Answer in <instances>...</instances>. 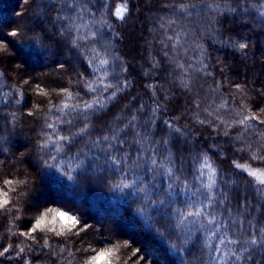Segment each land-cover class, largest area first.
Segmentation results:
<instances>
[{
	"label": "snow or ice",
	"instance_id": "6c2138e0",
	"mask_svg": "<svg viewBox=\"0 0 264 264\" xmlns=\"http://www.w3.org/2000/svg\"><path fill=\"white\" fill-rule=\"evenodd\" d=\"M33 2L37 4L34 26L28 33L22 32L20 25L9 31L10 37H19L15 41L0 36V56L8 52V45H12L17 52L27 49L29 57L35 54L38 59L49 47L48 42L58 34L70 41L73 47L88 53L89 64L94 65L95 72L99 74L92 79L81 74L79 82L83 83L88 93L99 94L81 102L67 89H62L59 95L67 98L65 102L52 104L45 112L46 130L38 133L35 148L39 155L38 176L42 181L36 189L38 195L35 204L27 209L23 205V198L33 190L34 183L26 171L20 172L19 178L3 179V186L0 187V215L8 218L9 234L24 237L25 240L20 243L31 240L33 244H40L72 264L77 256L70 245L83 244L81 233H87L92 227L83 218V210L88 209L84 197L90 188L105 185L111 194V204L121 210V216L107 214L104 217L105 220L111 217L107 230L113 234L123 233L121 229L125 222L129 228L140 226L167 245V250L173 255L183 256L193 232L199 231L204 236L202 251L207 257L205 264L252 262L254 252L264 251V170L240 161L264 164V127H261L264 125V107L257 106L255 112L251 111L245 101L247 85L235 84V91L225 96L220 91L223 82L213 78L210 90L202 97L199 91L202 84L197 81L204 79L206 83V78L213 77V73L208 70V55L200 37L194 35L192 28L180 25L172 27L177 24L176 19L170 18L167 27L164 23L160 24V28L165 30L166 41L170 42L160 40L164 45L162 54L169 64L174 65L179 87L191 97L193 124L211 129V133L217 137L226 138V143L232 142L231 148L235 153H247L239 159L233 157L231 165L236 171L225 177L223 170L215 166L212 156L200 151L191 157L193 167L189 175L184 168L183 158L173 150V140L170 137L153 139L155 121L161 109L159 103L152 107L151 117L143 128L137 124V117L132 116L123 127L121 119L117 118L107 131L94 134L96 125L91 116L96 110H102L107 100H114L120 91L131 87L126 77L121 79L116 76V65L122 72H126L127 68L115 51L114 44L120 38V33L111 20V17L121 23L127 20L130 14L129 0H121L114 8L109 0H104L98 14L90 6L91 0ZM161 6L175 9L179 18L189 23H192L190 18L194 15L200 17L202 12H206V22L196 24L195 31L211 34H216L215 25L219 23L218 17L221 15L255 9L264 18V0H161ZM50 9L56 13L54 16L48 15ZM49 24L56 31H52ZM169 28L172 35L167 34ZM104 29H109L110 34H106ZM229 46L241 51L248 48L244 41ZM181 52L185 56L190 52L196 55L194 58L187 56L182 61ZM110 63L113 67H109ZM160 64L161 61H154L152 68L156 69ZM147 87L153 90L155 96L156 86L149 84ZM104 93L108 95L104 96ZM261 95H264V91ZM237 96L240 98L239 104L236 103ZM76 97H79V93H76ZM20 102L17 100V103ZM143 107L140 106L141 109ZM34 114L28 112L30 116ZM53 114L55 119L49 120ZM178 119L174 116L165 120L164 125L171 134L186 138L189 133L173 123ZM129 129L133 134L130 143L125 138ZM81 141L84 143L77 147ZM126 144L129 146L125 147ZM133 147L135 151H132ZM210 147L217 149L216 155H224L218 144ZM25 155L20 153L17 163H25ZM4 164L5 161L0 160V173ZM28 164L33 166L31 160ZM242 175L248 178L243 189L241 184L244 182L239 180ZM52 177H55L54 181L50 180L52 194L38 199L46 191V178ZM52 203L60 207H47ZM25 211L32 212L26 230L14 231L19 227L14 220H19L20 214ZM73 237L78 239L73 240ZM50 240L54 243H50ZM103 242L109 244L111 240L104 237ZM124 245L131 247L127 240ZM17 247L18 251L11 243L7 246L0 243V257L9 261L20 257L25 249L19 244ZM119 247V244L106 247L85 264H101V261L112 264L107 258L115 257ZM90 248L89 244L76 251L84 255L89 253ZM158 251L136 247L131 250L128 259L132 264H162Z\"/></svg>",
	"mask_w": 264,
	"mask_h": 264
},
{
	"label": "trees",
	"instance_id": "16d2710c",
	"mask_svg": "<svg viewBox=\"0 0 264 264\" xmlns=\"http://www.w3.org/2000/svg\"><path fill=\"white\" fill-rule=\"evenodd\" d=\"M37 2L42 4L46 0H37ZM119 2L121 0H109L112 8ZM103 3L104 0H91L90 6L98 14ZM129 8L130 14L125 22L121 23L114 17H111V20L116 31L120 33V38L115 41L114 48L121 57L122 64L127 68L126 72H122L119 65H116V76L121 79L126 77L131 83V87L120 91L114 100H107L104 108L96 110L91 116L96 125L93 130L94 134L107 131L117 118L121 119V127H123V124L127 123L132 116L137 117V124L143 128L151 117L152 107L159 103L161 109L158 119L155 121L153 139L160 140L162 137H170L173 140L175 144L173 150L177 156L183 158L187 174L191 175L193 167L191 157L200 151H206L212 156L215 166L223 170L225 177L234 174L236 170L231 165L233 157L239 159L240 156H246L247 153H235L231 148L232 142L226 143V138L217 137L211 133V129L193 124L190 114L191 97L179 87L174 65L169 64L162 54L164 45L160 43V40L164 39L166 43L170 42L166 41L165 30L160 28V24L164 23L167 27L170 18L176 19L177 24L172 27L180 25L192 28L194 35L200 37L208 55L207 62L210 64L208 70L213 73V77L206 78V83L204 79L197 81L198 84H202V88H199L202 97L210 90L213 78L223 82L220 91L225 96H230L235 91L233 85H247L244 90L245 101L251 111L255 112L257 106L264 107V95H261V92L264 91V18H261L255 9L237 14L221 15L218 17L219 23L215 25L216 34H211L210 32L195 31L196 24L203 25L206 22L208 15L206 12H202L200 17L194 15L190 18L192 23H189L187 20L180 19L179 13L175 9L162 7L161 0H129ZM36 13L37 4L33 0H27V2L25 0H0V36H5L13 41L18 40L19 37H10L9 31L20 25L22 32L28 33L29 29L34 26ZM55 14L53 10H49V16ZM48 27L52 31H56L50 24ZM104 31L106 34H110L109 29H104ZM167 34L172 35L170 28L167 29ZM139 41L144 43L140 45ZM238 41L247 42L248 48L241 51L229 46ZM48 43L49 47L38 59L35 54L29 57L27 49L17 52V49L12 45H8V52L0 56V61H2L0 62V73H2L0 75V150H2L0 160L5 161L3 172L0 173V187L3 186V179L19 178L20 172L26 171L34 181L33 190L23 198V205L26 209L35 204L38 195L36 189L42 183L38 176L39 155L35 148L39 139L38 133L45 129V112L52 104L60 105L65 102L67 98L59 95L62 89H67L75 99H81V102L91 100L94 95L99 94L88 93L83 83L79 82L81 74L89 79L99 74L95 72L94 65L89 64L88 53L73 47L70 41L61 38L58 34ZM195 55V52L187 54L193 58ZM181 56L182 61L187 59L183 52H181ZM157 60L161 61V64L153 69L152 63ZM61 64L62 68L59 67ZM109 67H113V65L110 63ZM145 73L148 75L146 76ZM149 84L156 86L155 96L152 94L153 90L147 87ZM76 93H79V97H76ZM107 95L108 93H104V96ZM235 99L239 104V96ZM17 100L21 102L17 103ZM141 105L144 106L143 109L140 108ZM29 111L35 114L30 116L28 115ZM174 116L179 119L174 120L173 123L189 133L186 138L184 137L185 139L171 134L164 125L165 120H170ZM54 119V114L49 116V120ZM150 127L152 126L150 125ZM132 137L133 134L129 129L125 138L130 143ZM83 143L84 141H81L77 147L82 146ZM215 144L220 146L224 155L215 154L217 149L210 147ZM128 146V144L125 145V147ZM132 151H135L134 147ZM22 152L26 153L25 163L20 164L17 163V160L20 159ZM100 155L102 156L103 153ZM29 160L33 165L31 167L28 164ZM240 162L249 163L253 168L259 166L264 169V164L259 161ZM50 180L54 181L55 177L46 178V191L38 199L52 194L53 186ZM239 180L244 182L241 184L243 189L244 184L248 183V178L246 175H242ZM249 192H251V187H249ZM110 199L111 194L105 185H100L96 189L90 188L87 196L84 197L88 209L83 210V218L92 227L87 233H81L83 244L73 243L70 245L77 256V260L72 261V264H77V262L85 264L89 258L96 256L106 247L112 248L117 244L120 245L117 255L107 258L112 261V264H132L128 256L131 250L136 247L142 250L144 248L159 249L157 254L160 256L162 264H205L207 257L202 251L204 236L199 231L193 232L192 239L186 245L183 256L173 255L167 250V245L162 244L159 238L144 231L140 226L129 228L125 222L121 229L123 233L113 234L108 231L107 222L111 220V217L105 220V215L121 216V210L114 207ZM47 207L56 208L60 205L52 203ZM232 207L235 210V201L232 202ZM31 217V211L21 213L20 219L14 220V223L19 225L14 231L26 230L25 226L29 224ZM8 227H10L8 218L0 215V243L5 246L11 243L17 251L19 244V247H24L25 251L20 257L10 261L0 257V264H26V262L27 264H68L67 260L58 258L56 252H51L40 244H33L31 240L20 243L25 238L11 236L7 231ZM104 237H108L111 243L105 244ZM72 239L77 240L78 238L73 237ZM125 240L129 241L131 247L124 245ZM49 242L54 243L52 240ZM89 244L91 245L89 253L82 255L81 252L76 251L77 248L88 247ZM253 257L254 260L249 264H264V251L254 252ZM101 264H105V262L101 261Z\"/></svg>",
	"mask_w": 264,
	"mask_h": 264
},
{
	"label": "rangeland",
	"instance_id": "374dc122",
	"mask_svg": "<svg viewBox=\"0 0 264 264\" xmlns=\"http://www.w3.org/2000/svg\"><path fill=\"white\" fill-rule=\"evenodd\" d=\"M121 2H119L118 4H120ZM140 34V32H139ZM140 45H142L144 42L143 41H139ZM183 139H185L184 137H182ZM261 170H264V169H261Z\"/></svg>",
	"mask_w": 264,
	"mask_h": 264
}]
</instances>
